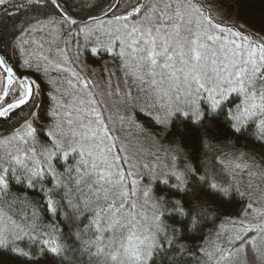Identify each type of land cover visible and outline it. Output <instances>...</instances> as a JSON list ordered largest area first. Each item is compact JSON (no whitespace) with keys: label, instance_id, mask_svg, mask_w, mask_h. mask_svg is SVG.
<instances>
[{"label":"snow or ice","instance_id":"snow-or-ice-1","mask_svg":"<svg viewBox=\"0 0 264 264\" xmlns=\"http://www.w3.org/2000/svg\"><path fill=\"white\" fill-rule=\"evenodd\" d=\"M12 8L9 9L8 5ZM105 5L107 7L105 8ZM87 7V18L78 21L76 16L79 13H72L68 0H27V3H19L18 0H0V11L5 15L16 17L22 9L41 12L48 17V23L63 27L67 25L64 34L73 36L72 29L80 28V32L87 37L92 29L90 23L95 24L98 17L92 15L99 11L101 15H111L115 23L120 24L123 21V35L117 36V41L122 48H127V53L121 51L120 56H128L134 64L126 63L124 65L126 74L138 83L140 91L146 95L151 94L153 101L158 98L163 101L166 97L170 98L174 93L179 96L181 91L191 92L193 85L195 91H207L212 100V108H216L227 100L230 92H238L243 95L242 107L237 105L236 112L230 114L231 118L239 124L247 120L259 122V126L264 130V45L259 46V55L257 48L250 43L246 48L244 44L237 45L234 41L232 50L228 48L216 49L213 44L219 42L223 44L221 36H215L203 29L206 24L208 29L219 28V25L213 23L211 16L205 17L203 6L197 7L195 4H188L186 7L197 13L202 19L188 16L185 20L184 14L177 5L173 8L172 4H165L161 9L158 5L143 3L136 0L134 5L124 6V14L116 15L118 9L122 7L119 0H93ZM131 8L129 11L128 9ZM140 17V20L137 18ZM136 21L129 26V20ZM151 20V23L145 27L144 21ZM113 21H109L112 23ZM39 23V20L37 21ZM13 31L10 33L11 39L5 38L0 34V44L6 47H13L16 50L17 32L23 33L25 29H16L13 25ZM203 29V30H202ZM182 30L184 35H182ZM117 33L121 28L116 29ZM222 35V33H221ZM242 40H247L240 33H235ZM26 44L27 41H22ZM68 41H66L67 46ZM95 51V50H93ZM3 49H0V53ZM78 55L76 59H78ZM75 64L76 60H71ZM27 68V72L22 69ZM132 70L129 72L128 69ZM47 68L43 72L47 73ZM68 71V69H64ZM39 65L32 71V65L28 60H23L21 64L13 67L9 63L6 54H0V125H6L3 133L5 138L16 140L24 145H28L30 138L35 139L36 129L33 123L38 120L39 113L35 111L38 107L36 101L40 95V75ZM72 76L76 77L77 83H81L79 74L75 71ZM69 85L72 80H68ZM85 88L89 87V82L85 78L83 81ZM211 87H206V84ZM144 85L148 87L145 88ZM167 85V87H165ZM130 94V93H129ZM66 95H71L67 93ZM219 97L217 99L216 97ZM82 103V102H81ZM27 108L26 115H19ZM77 111H82L78 109ZM174 110H164L160 114V108H150L145 112L149 120L155 121L158 125H167L171 120V126L175 127V119H172ZM96 116L97 128L103 131L107 138L109 129L103 121L100 120V113L92 109ZM54 115H56L54 113ZM189 120H195L192 128L197 129L205 119L207 113H201L198 107H194L190 113H184ZM66 117H71L72 112H66ZM179 118V112H176ZM187 123V121H186ZM68 131H64L63 124L58 121L53 130L49 131L52 150L45 149L41 154L50 158L53 150L63 151L64 140L67 136L79 137L84 142H95L99 139L97 129L92 128V121L77 118L76 121L69 118L66 120ZM75 125V126H74ZM233 129H241L232 125ZM99 152L95 155L92 150L85 153L84 144H80V155L82 159L74 169H68V180L62 183L59 179L57 186L65 190L63 196L56 190L57 186L49 190L46 194V209L53 214L58 212V204L67 201V206L78 210L80 204L90 208L92 220L90 224L85 225L86 229L94 226V240H89L86 247L91 254V247L95 246L97 254L103 253L106 257L104 264H147L148 258L152 255L153 249L157 247L158 233L163 231L159 224V216L155 217L157 221L155 231L148 229V235H137L140 220L132 214L131 211H125L126 206L134 208L135 205H127L126 193L117 189L124 180V174L117 169L112 171L114 161L118 157H112L110 161L108 156L110 149H100L99 144L93 145ZM113 146H115L113 144ZM70 151H75L69 147ZM36 159L35 147L25 151V156ZM65 157L67 151H63ZM87 156V158H84ZM16 164H22L19 157H12ZM44 160H39L37 166L31 170V175H39L43 171ZM236 167H241L237 165ZM49 171L55 176V171L49 165ZM6 173L8 170H2ZM198 168L192 165H186L183 171L173 172L172 174L178 181L177 190L182 191L185 200L176 201V210L181 215H190L199 210L204 211L202 207L205 204L206 196L213 195L221 198L230 195L229 189L221 188L216 183H210L207 179L198 178ZM73 172L76 173L73 176ZM129 175L131 173H128ZM96 177L93 179V177ZM203 180V183H201ZM134 183V182H133ZM206 186V187H205ZM7 187V181L4 174H0V191ZM202 194H204L202 196ZM144 195L147 197L148 193ZM54 196H60V201H55ZM75 200V203H73ZM252 206L248 205L251 210ZM193 223L196 222V216H193ZM241 218L237 221H230V229H223L227 239V247L221 244H214L212 253L205 252L208 256H216L217 264H264V225H255L245 223ZM40 217L34 210L31 219L27 216L19 220L0 214V252L12 259L19 260L21 257L27 258L28 252L19 247L18 242L23 241L25 237L31 240L40 239L43 245V255L53 261L65 250L62 238L49 232H41ZM47 237V238H43ZM201 251H204L203 249ZM0 264H8V261L0 260ZM25 264H39L38 260H25Z\"/></svg>","mask_w":264,"mask_h":264},{"label":"trees","instance_id":"trees-1","mask_svg":"<svg viewBox=\"0 0 264 264\" xmlns=\"http://www.w3.org/2000/svg\"><path fill=\"white\" fill-rule=\"evenodd\" d=\"M187 1L198 7L202 5L204 16H211L209 8L204 3L206 0H203L204 2L201 0ZM18 2L27 3V0H18ZM68 2L71 12L79 13V16L74 18L82 21L87 18L86 6L93 0H68ZM109 2L111 3L113 0H109ZM119 2L122 7L117 10L116 15H123L124 6L134 5L136 0H119ZM141 2L147 3L148 0H141ZM210 4L215 7L221 20H230L234 28H238L236 24L241 26L249 35L251 40L247 39V41L250 44L257 47L264 45V0H211ZM106 7L107 5H105ZM8 8L11 9L12 5L9 4ZM128 10L130 11L131 8ZM92 15L97 16L98 19L111 17V15H101L99 11L93 12ZM38 20L39 22L45 21L48 20V17L41 12L22 9L13 18L10 14L5 15L3 11H0V34L5 35L6 40L11 39L10 33L14 30V24L16 29L26 30ZM217 22L219 21L213 19L215 25L218 24ZM226 26L229 27V25ZM67 27V25L62 27L60 38L63 44L68 41L67 52L70 60L77 62L78 55V59L85 65L102 67L104 64L115 66L116 71L118 70V61H120L118 51L110 52L109 49L101 47L93 51L91 47H88L80 51L82 53L79 54L73 41L76 37L75 30L79 27L72 29L73 36L71 37L64 34ZM23 33L17 32V45L19 46L15 51L13 47L0 44V49H3L1 54L8 56L9 63L13 67L26 60L20 47V38ZM30 63L32 71L35 73L37 65L34 66L32 62ZM39 66L41 68L38 81L40 95L36 101L38 107L35 111L39 113L40 118L33 123V128L36 129L35 143H40L43 152L47 146L48 148L52 146L48 136L53 127L50 101L52 99L56 103L58 99L56 86H63L65 82L61 79V72H55L52 67ZM44 68L48 70L46 74L43 72ZM22 71L27 72V68L25 67ZM51 71L55 73L53 74ZM52 84L56 89L52 87ZM207 93L204 90L197 92L192 89L190 93L186 92L179 96L183 98V101L187 100L185 102L181 100L176 102L174 97L177 96L174 93L170 98L166 97L163 101L157 98L154 102L152 95L149 94L142 103L139 102L137 105L128 107L127 111L131 113L135 129L139 128L141 131V134H135L140 137L141 146L146 142L153 151L152 154L145 151L146 154L141 156L146 162H151V164H147V170L142 169L146 162H136L137 173L133 177H127L128 169L120 148L117 142L113 143L115 145L112 148L114 157H118L113 165L120 168L126 176L117 190L127 194L125 197L127 205H133L130 199L133 194L130 178L137 179L140 188L143 184L144 186L147 184L148 193L157 205L154 212L157 211L160 218L159 224L163 231L158 233L157 247L153 249L147 264H217V260L212 259L205 252L210 253L214 243L227 247L225 243L227 237L219 230L220 227L228 221L241 217L249 210L248 205H252L253 202L264 203V130L260 128L258 121L249 119L245 123L239 124L231 118L230 114L236 112L237 105L243 106L241 93L230 92L227 100L214 109L210 95ZM216 98L219 99L218 96ZM176 104L182 106L176 107ZM99 106L101 107L100 104ZM163 106L168 110H174L172 119H175V127L171 126V120L167 125H158L145 115L148 109L153 107L163 109L165 108ZM194 107H198L202 114L207 113L208 116L195 130L192 128L195 123L194 118L189 120L188 116L184 115L186 112L190 113ZM27 111L28 109L25 108L19 115H26ZM177 111L179 118L176 117ZM102 114L104 123L109 129V135L115 137L110 131L106 114L103 112ZM233 124H236L241 130H234ZM5 128L6 125H0V133H3ZM164 147L168 149L163 150ZM75 149V151H67V157L63 155L62 151L55 150L50 158L43 159L45 161L42 166L43 171L38 176L31 175V180H29L30 169L37 166L38 162L31 161L16 166L8 174L7 187L0 191V202L6 203L5 209L17 220L24 216L31 219L35 210L40 217L39 230L49 233L54 230V234L62 238L65 250L56 258L55 264H104L106 257L103 253L97 254L96 247L89 246L91 247V254H89L86 247L89 240H94L93 232L95 231L94 226L91 229L84 227L90 224L93 218L90 208L81 203L79 209L76 210L67 206L66 200L58 204L56 214L48 211L45 207L47 204L46 194L49 190L57 186L58 179L62 183H66L68 180L67 170L74 169L82 159L80 149ZM154 153H156L155 156H153ZM162 153L166 154L168 158L160 159L158 155ZM147 154L155 157L159 164L167 169L159 168ZM110 158L112 159V156ZM49 165L55 171V176L52 171L48 170ZM186 165H192L199 169L198 178L203 177L210 183H216L221 188L229 189L230 195L224 198L207 195V202L202 205L204 208L202 213L197 210L187 216L181 215L176 210V201L183 202L185 197L182 191L177 190L178 181L172 173L183 171ZM237 165L241 167H236ZM75 175L76 173L73 172V176ZM56 190L60 191L61 196L65 193V190L59 186L56 187ZM60 198V196L53 197L58 202ZM125 211H131L135 216L133 208L126 206ZM193 216H196L195 223H193ZM262 216L263 214H260L252 224L264 225V220L259 222ZM18 244L20 248L29 253L27 258L21 257L19 260H15L8 257L6 253L0 252V260L8 261V264H25L26 259L38 260L39 264H53L52 260L43 255V245L40 239L31 240L25 237ZM202 249L204 251H201ZM109 264H112L110 260Z\"/></svg>","mask_w":264,"mask_h":264},{"label":"rangeland","instance_id":"rangeland-1","mask_svg":"<svg viewBox=\"0 0 264 264\" xmlns=\"http://www.w3.org/2000/svg\"><path fill=\"white\" fill-rule=\"evenodd\" d=\"M147 3L152 5H158L161 9L164 7L165 4H172L174 9L177 5H179V10L184 14L185 20H187L188 16H193L197 19H202L197 15L195 11L186 7L188 4H191L187 0H148ZM204 3L209 8L212 18L216 21H219L217 22V25H219L220 27L216 28V30L218 31L208 29L206 24L203 25V29L209 31L210 34L215 36H221L223 44L217 42L213 44V47L216 49H220L221 51L225 47L229 50H232V44L230 43V41H234L237 45L243 43L244 46L247 48L249 42L247 40H242L240 36L235 35V33H240L242 37H246L248 40H251L249 38V35L243 30V28L238 24H236L238 28H234L230 23V20H221V16L215 10V7L210 4L211 0H206ZM137 20H140V17H138ZM47 21L48 20L31 24L24 31L20 38V47L22 52L24 53L25 59L29 62H32L34 66L43 65L47 67H52L55 72L59 71L62 73L61 79L65 82V84L63 86H56L58 94V99L56 103H54L52 99L50 101V111L51 114L53 113L52 130L54 129L56 123L60 121L64 126V131L67 132L68 125L66 124V120L71 118L76 121L79 117L80 119L86 118L87 120L92 121V128L97 129L99 135V139L95 142H84L81 141L78 136L72 137L69 135L64 140L63 151L66 150L71 152L69 150L70 146L73 148L80 149L79 145L84 144L85 153H87V151L89 150H92L95 155H99V152L93 146L94 144H99L100 149H110V154L108 158L111 161L112 159L110 158V156H115L114 152L112 151L113 143L117 142L124 163L126 164V167L128 169L127 177H133L137 173L135 163L146 162L141 157L146 154L144 153L145 151L149 152L150 154H152L153 152L151 146L147 145L146 142H144L143 146H141V141L139 142L140 137L135 135L141 134V131L139 128L135 129V123L132 121L131 113L127 111L128 107L137 105L139 104V102L142 103L145 99H147V95L144 91H140L138 83L134 80V78H131L126 74L124 65L126 63L134 64V62L131 61L128 56H120L117 71L115 66H106L103 64L102 67H94L88 64L85 65L80 59H77L78 61L73 64L70 62L71 60L69 59V55L67 52L68 46L61 42L60 37L62 27L59 25L49 24ZM109 21H113L112 16L108 19L99 18L97 23L95 24L90 23L89 26L92 31L87 37H85V35L80 32V28L75 30L76 37L75 40L73 39V41L75 42V46H77V51L79 52V54L82 53L80 51L88 47H91L93 50L98 47H101L109 49L110 52L116 50L119 52V54L121 53V51H125L127 53V48H122L121 44L116 39L117 36L123 35L122 25L124 22L121 21L120 24H117L115 23V21H113L112 23H109ZM133 23H136V21H133L131 19L128 21L129 26H131ZM150 23L151 20H145V27H147ZM225 25H229V27H225ZM117 28H121L120 33L116 32ZM181 34L184 35L186 33H184L182 30ZM21 40L27 41V43L22 44ZM251 45L257 48V55H259V47L255 46L254 44ZM64 69H68V71H64ZM131 70V68L128 69L129 72ZM54 71L51 72L54 74ZM73 71L79 74V79L81 83H77L76 77L72 76ZM51 78H53V76H51ZM85 78L89 82L88 88H85L82 83ZM69 79L72 80L71 85H69L68 83ZM52 87L55 88L54 84H52ZM144 87L147 88V85H144ZM165 87H167V85H165ZM206 87H211V84H206ZM193 89H195V85H193ZM186 92L187 91H181L179 96L184 95V93ZM67 93H71V95H66ZM207 95H209V93H207ZM179 96L174 97V100L176 99V102H180V100L182 102L187 101H183V98ZM99 104L101 105V107L99 106ZM180 106L182 105L176 104V107ZM93 108L95 109V112L100 113V120L103 121V123L104 118L102 112L106 114V119L109 123L110 131L115 135V137L108 134L107 138H105L103 131H100L97 128L96 116L94 113H92ZM78 109L82 111H77ZM166 109L168 108L165 107L161 109L160 114L163 115V111ZM69 111L72 112V116L66 117L65 113ZM54 113L56 115H54ZM31 147H35L36 149V159L30 158L31 153H29V156H25V151H27ZM51 147L48 148L47 146L46 149L52 150ZM166 149L168 148L164 147L163 150ZM43 152L41 150L40 143H35V140H32L31 138L29 144L24 145L19 141L9 140L4 136L0 137V174H4L7 179L9 172L14 170L16 166L25 164L26 162L33 161L35 163L39 160L45 159L46 156L41 155ZM155 155L156 153L153 154V156ZM14 156L19 157L23 161V163L16 164L12 160V157ZM148 156L151 161L156 164L159 168L163 170L167 169L166 167L161 166L159 164V161L155 157L151 155ZM158 157L160 159L168 158L164 153L158 155ZM84 158H87V156H85ZM147 164H151V162L147 161L146 164L142 167L143 170L148 169ZM4 169H7L8 171L4 173L2 171ZM117 169H119L120 172L124 174V172H122L121 169L117 168L115 165L112 166L111 170L115 172ZM128 173L131 174L129 175ZM124 177L126 179V176ZM95 178L96 177L94 176V179ZM130 179L133 188V194L130 199L131 203L135 205V207L133 208L134 214L135 216H137L136 218L140 220L137 235H148V229H152L153 232L155 231V225L157 223L155 217L158 216V214L157 211L154 212V209L157 207V205L153 197L148 193L147 184H145V186L143 184L142 188H140L137 179ZM145 192L148 193L147 197L144 195ZM5 205L6 203L4 201L0 202V214L12 217L13 215L9 214L5 209ZM251 206L252 208L250 211H246L242 214L241 217L231 221H237L241 218L246 217L245 223L251 225L254 221L257 220L260 214H263V216L261 217L259 222L263 221L264 203L256 201L255 203L253 202ZM229 222L230 221L223 224L219 229L222 231V233H224V236L226 235L223 229H230L232 227ZM214 244L210 249V253L214 251ZM211 257L212 259H216L215 255Z\"/></svg>","mask_w":264,"mask_h":264},{"label":"water","instance_id":"water-1","mask_svg":"<svg viewBox=\"0 0 264 264\" xmlns=\"http://www.w3.org/2000/svg\"><path fill=\"white\" fill-rule=\"evenodd\" d=\"M1 54V53H0Z\"/></svg>","mask_w":264,"mask_h":264}]
</instances>
